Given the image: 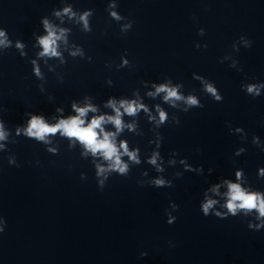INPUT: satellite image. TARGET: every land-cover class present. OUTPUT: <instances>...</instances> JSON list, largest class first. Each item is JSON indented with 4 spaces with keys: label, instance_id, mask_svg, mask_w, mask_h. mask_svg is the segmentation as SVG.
Instances as JSON below:
<instances>
[{
    "label": "water",
    "instance_id": "water-1",
    "mask_svg": "<svg viewBox=\"0 0 264 264\" xmlns=\"http://www.w3.org/2000/svg\"><path fill=\"white\" fill-rule=\"evenodd\" d=\"M0 32V264H264V217L225 206L228 182L264 195V0H0ZM89 106L125 173L27 134Z\"/></svg>",
    "mask_w": 264,
    "mask_h": 264
},
{
    "label": "clouds",
    "instance_id": "clouds-1",
    "mask_svg": "<svg viewBox=\"0 0 264 264\" xmlns=\"http://www.w3.org/2000/svg\"><path fill=\"white\" fill-rule=\"evenodd\" d=\"M113 15H115V13H113ZM82 19L85 18L82 17ZM85 23H87L86 19ZM2 35L3 33L0 32V36ZM57 39H59V37H56L55 33L51 30L49 31V36L41 39L40 43L44 49L42 55L58 54L54 47ZM207 91L209 93H212L213 95H216V90L211 85L207 86ZM159 92H167V95L165 96L166 101L172 98L181 99V97L178 96L175 90L168 89L165 86L157 88V93ZM248 92L259 95V91L255 86L248 87ZM216 99L219 100L221 99V97L219 95H216ZM187 103L189 105H197L198 101L195 97H188ZM111 106L115 109L116 116L108 117L107 121L113 123L116 126L117 131H120L122 129L120 110L119 108L115 107L114 103H112ZM121 107H124L125 111L129 115H134L137 111L135 102H133L132 104H128L127 102H121ZM76 111L79 113L77 117H73L70 120H61L60 123L55 126H49L44 122L43 118L33 116L29 123L27 134L29 136H35L38 139L43 140L46 135H54L58 131H62L64 135L68 137H75L76 139H78L94 155L98 152L102 153L106 160L113 162L112 167L114 169H117L121 174L125 173L127 170V166L122 165L119 151L115 144L112 142V137H114L115 134L104 133L103 139H98V133L96 132V129L101 128V125L105 123V117L94 118L88 127H82V125L84 124V120H82L80 117L85 116L88 111H95V109L89 106L87 108H76ZM160 118L161 122L166 119V116L163 112L160 113ZM101 131H103V129H101ZM3 138L4 133L0 132V139ZM120 147L123 148L124 153L127 154L132 160H137L136 154L128 151V146L126 143H121ZM150 162L152 164H155V157H153ZM103 171L104 169L101 168L100 172L102 173ZM236 175L239 179L241 173L237 172ZM155 183L160 186L164 184V181L157 180L155 181ZM216 190L217 189H214V191ZM228 190V202L225 206L233 216L236 215L237 208H239L247 210L256 209L259 212L260 216L264 217V195H261L258 192H246L244 189L241 188L240 184H233L230 182H228ZM215 203L216 201L214 200H208L207 203L203 204V212L206 216L209 214V210L215 205ZM216 215L219 216L220 213H216Z\"/></svg>",
    "mask_w": 264,
    "mask_h": 264
}]
</instances>
